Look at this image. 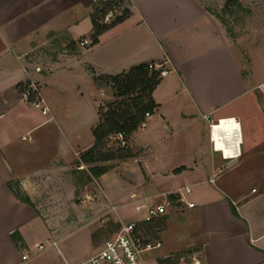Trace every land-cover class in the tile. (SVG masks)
I'll list each match as a JSON object with an SVG mask.
<instances>
[{"label": "crops", "instance_id": "crops-1", "mask_svg": "<svg viewBox=\"0 0 264 264\" xmlns=\"http://www.w3.org/2000/svg\"><path fill=\"white\" fill-rule=\"evenodd\" d=\"M95 1L0 0V264H20L27 233L48 228L36 205L44 179L71 163L78 167L95 143L104 88L94 75H118L143 63L167 73L153 94L158 108L149 124L132 135L134 163L122 170L124 178L140 179L133 178L131 202L139 209L165 195L183 198L166 215L161 238L178 226V250L195 249L200 264H264V186L236 191L231 179L235 163L259 160L252 152L259 143L247 145L244 108L250 103L260 110L252 94L264 79L244 76L235 42L216 14L227 0H124L128 17L97 44L81 47L83 39L93 41ZM29 81L40 84L47 114L23 99ZM208 114L213 122L232 118L223 126L241 124L239 158L227 161L213 148ZM259 134L264 127L253 124V138ZM109 176H101L102 183ZM158 177L182 184L160 190ZM213 178L214 188L193 195L196 185ZM107 197L103 192L89 208L103 213V201H114ZM181 216L188 217L186 224H178ZM15 232L23 239L19 246Z\"/></svg>", "mask_w": 264, "mask_h": 264}, {"label": "rangeland", "instance_id": "rangeland-1", "mask_svg": "<svg viewBox=\"0 0 264 264\" xmlns=\"http://www.w3.org/2000/svg\"><path fill=\"white\" fill-rule=\"evenodd\" d=\"M119 3L113 6L109 21L106 22L105 18L103 23H111L127 11L123 5L124 0H120ZM216 14L226 32L235 42L238 62L242 66L244 76L264 79V0H227L221 9L216 10ZM258 88L261 94L256 90L252 97L255 95L257 98L258 95L260 110L258 107L254 109L249 103L247 108H244V110L249 109V113L244 112V118L247 127V145H250L253 140L259 143L252 151L258 153L259 160L249 163L241 161L234 164L236 168L231 171V179L236 191L250 192L254 188L259 190L264 186V134H259L255 138L252 135L253 124L257 128L264 127V85ZM103 92L104 94H99V104L107 109V106L117 101V98L112 95L110 88H104ZM110 145L113 149L119 147L113 140ZM131 145L132 136L128 139V146L125 148V153L130 154V157L100 163L110 167L105 174L109 173L111 176L105 178L103 183L101 176H93L89 168L79 170L77 165L72 163L65 167L62 165L59 176L44 179L42 191L36 197V205L48 228L38 225L27 233L28 244L24 247L20 246V251L21 254L32 255L33 258L25 264H79L92 257L99 249L101 250L122 224L140 221L143 218V212L138 209V205L131 202L130 193L134 187L133 180L139 181V176L132 175V178L125 177V179L124 171L122 172L124 167L131 168L134 163ZM117 171L120 172L123 183L118 181ZM180 184H182L181 181L171 178L158 177L155 179V185L160 190L175 188ZM213 185L210 181L198 184L194 187L193 195H197L205 188H214ZM103 186L105 191H103ZM17 190L20 191L19 188ZM103 192L108 195V200L109 197L114 200L113 203L104 200L103 213L95 208H89L91 204L88 203L96 204ZM161 201L162 199L158 200V202ZM164 217L167 216L153 221L155 228L147 231L151 242L161 241L163 243L161 248L145 254L147 264H159V261L164 264H195L196 259L200 260V257L195 254V249L178 250L183 246L176 240L181 231L178 226L171 227L165 234V241L162 240V227L158 229L157 226ZM180 219L181 222L178 224H186L189 220L185 216H181ZM188 228V226L184 227L183 230L187 231ZM47 239L57 241L58 246L38 252L35 244L44 243ZM171 249L178 251L169 252Z\"/></svg>", "mask_w": 264, "mask_h": 264}, {"label": "trees", "instance_id": "trees-1", "mask_svg": "<svg viewBox=\"0 0 264 264\" xmlns=\"http://www.w3.org/2000/svg\"><path fill=\"white\" fill-rule=\"evenodd\" d=\"M115 2L96 3L93 16L94 32L92 34L93 44L99 42V37L112 26L123 22L129 15L124 11L111 23H103V19L113 10ZM119 4V3H117ZM227 9V7H226ZM95 73V72H94ZM94 80L99 88H110L112 95L117 101L109 104L106 108L99 107L100 121L93 130L95 137L94 145L81 154L78 167L83 164L88 166V170L95 177H100L110 169L108 165L100 163L124 159L131 155L125 153V148L113 149L110 143L113 137L123 132L129 139L139 128L147 112H154L158 104L154 99V92L162 81V70L151 69L149 63H143L132 67L129 71L118 75H94ZM84 170V169H83ZM10 188L20 187L18 183H11ZM21 190L16 193L24 202L31 204L30 199L22 194ZM171 199L176 203L179 198L171 195ZM237 214L236 209H234ZM167 218L164 217L157 226L162 230L166 228ZM147 231L155 228L154 223L144 224ZM13 240L18 244L23 243V239L18 232L12 235ZM159 264H164L159 261Z\"/></svg>", "mask_w": 264, "mask_h": 264}, {"label": "built area", "instance_id": "built-area-1", "mask_svg": "<svg viewBox=\"0 0 264 264\" xmlns=\"http://www.w3.org/2000/svg\"><path fill=\"white\" fill-rule=\"evenodd\" d=\"M95 2H115L117 4L120 2V0H96ZM110 13L106 16V22L109 21L113 11ZM92 44L93 42L89 39H83L80 41L81 47H90ZM150 68L160 70V67L155 64H150ZM166 73L167 71L162 70V75H165ZM22 96L26 102L32 105V107L42 111L44 114L49 112V107L46 103L42 88L37 82H26L22 88ZM211 116L212 114L204 115V119L210 122L213 148L221 152L227 161H232L239 158V156H241L242 139L240 142L239 140H237V142H231L226 138V136L224 138L223 134L216 137L214 135V128L218 122H221L222 120L213 122ZM151 117L152 112H147L140 127H147L148 121ZM24 139L26 140V137ZM113 140L117 142L118 146L121 148H126L128 146V138L123 132L116 134L113 137ZM219 143H224L228 150L232 152L229 157L225 154L224 149H218L217 146ZM211 182L214 184L215 179L213 178ZM187 192L191 193V190L187 189ZM164 197L165 198H163L161 202H155L156 204L140 206L139 210L143 212L142 220L122 224L113 238L107 240L101 250L79 264H147L145 254L155 249L161 248L163 243L161 241H156L154 243L151 242L144 224H150L153 221L167 215L176 204L168 195H165ZM183 201V198H179L178 202L182 203ZM187 205L189 208L195 207V203H187ZM57 246V241L49 239L44 243H37L35 245V249L38 252H42L49 247ZM31 258L32 255L29 256L27 254H23L20 264L26 263ZM195 264H200L199 260L196 259Z\"/></svg>", "mask_w": 264, "mask_h": 264}, {"label": "bare ground", "instance_id": "bare-ground-1", "mask_svg": "<svg viewBox=\"0 0 264 264\" xmlns=\"http://www.w3.org/2000/svg\"><path fill=\"white\" fill-rule=\"evenodd\" d=\"M231 119L232 118L222 119L221 122H218V124L214 128V135L217 137V136L223 134L224 138L226 136V138L231 142H234V141L237 142V140H239V142H240L242 139V131H241V127L239 126V125H241L240 123H239V125H236V124L230 125V126H223L222 125L223 121L227 122ZM217 147H218V149H224L225 154L228 157L232 153L228 150V148L225 146L224 143H219Z\"/></svg>", "mask_w": 264, "mask_h": 264}]
</instances>
